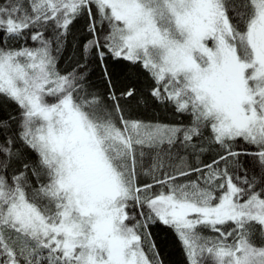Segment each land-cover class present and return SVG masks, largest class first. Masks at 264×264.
Listing matches in <instances>:
<instances>
[{
    "label": "snow or ice",
    "instance_id": "1",
    "mask_svg": "<svg viewBox=\"0 0 264 264\" xmlns=\"http://www.w3.org/2000/svg\"><path fill=\"white\" fill-rule=\"evenodd\" d=\"M0 264H264V0H0Z\"/></svg>",
    "mask_w": 264,
    "mask_h": 264
},
{
    "label": "trees",
    "instance_id": "2",
    "mask_svg": "<svg viewBox=\"0 0 264 264\" xmlns=\"http://www.w3.org/2000/svg\"><path fill=\"white\" fill-rule=\"evenodd\" d=\"M61 67H66V64L62 63ZM117 71H119V69ZM92 79L94 82H98V73H93ZM158 235H160V234L158 233ZM161 238H163V237L161 236ZM169 251L172 253V256H171L172 261L178 262L180 260V255H179L178 250L169 246Z\"/></svg>",
    "mask_w": 264,
    "mask_h": 264
}]
</instances>
